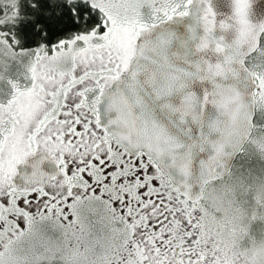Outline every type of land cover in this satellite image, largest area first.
Listing matches in <instances>:
<instances>
[{"label":"snow or ice","instance_id":"obj_1","mask_svg":"<svg viewBox=\"0 0 264 264\" xmlns=\"http://www.w3.org/2000/svg\"><path fill=\"white\" fill-rule=\"evenodd\" d=\"M0 264H264V0H0Z\"/></svg>","mask_w":264,"mask_h":264}]
</instances>
